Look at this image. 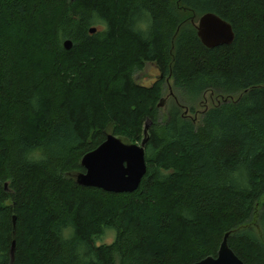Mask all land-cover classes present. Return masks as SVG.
I'll return each instance as SVG.
<instances>
[{"label":"trees","instance_id":"16d2710c","mask_svg":"<svg viewBox=\"0 0 264 264\" xmlns=\"http://www.w3.org/2000/svg\"><path fill=\"white\" fill-rule=\"evenodd\" d=\"M208 13L231 45L203 46ZM207 93L227 99L194 121ZM147 122L135 192L76 184L87 153L141 144ZM226 234L264 264V0H0V264H194Z\"/></svg>","mask_w":264,"mask_h":264},{"label":"water","instance_id":"95a60500","mask_svg":"<svg viewBox=\"0 0 264 264\" xmlns=\"http://www.w3.org/2000/svg\"><path fill=\"white\" fill-rule=\"evenodd\" d=\"M192 23L201 43L208 49L229 46L234 42L235 35L230 24L215 14H205L197 24L194 20ZM95 32L96 29L91 30L92 34ZM63 46L70 50L72 43L67 40ZM163 106L164 100H161L158 108ZM148 127L149 122L146 123L145 138L141 144H127L114 135H108L97 149L82 158L84 172L76 176V184L112 194L135 192L147 173L145 145ZM228 237L229 234H226L217 257H207L194 264H244L229 248Z\"/></svg>","mask_w":264,"mask_h":264},{"label":"rangeland","instance_id":"374dc122","mask_svg":"<svg viewBox=\"0 0 264 264\" xmlns=\"http://www.w3.org/2000/svg\"><path fill=\"white\" fill-rule=\"evenodd\" d=\"M185 17L189 19L191 15L186 14ZM195 23L197 24L198 20H196ZM160 78L161 76L154 64H147L142 72H139L135 75V81L139 85H142L145 87H151L155 85L157 82L161 81ZM162 82H163L162 83V97L160 101L164 100V106L161 108H158V113H159V119L161 121H164L167 119L168 110L173 101V94L175 92L173 91V80L172 79L166 78ZM226 99H227L226 97L219 96L217 94L207 93L204 95V97L201 99L200 102L193 105V109H194L193 112H191L189 109L192 107L191 106V107H188V111H186V113L194 121L196 120L197 122H199L203 111L217 106L219 103L223 102ZM111 240H112V234L109 233V236L106 237L104 241L111 242Z\"/></svg>","mask_w":264,"mask_h":264}]
</instances>
